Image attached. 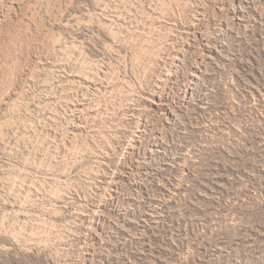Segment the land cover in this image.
Segmentation results:
<instances>
[{"label": "rangeland", "instance_id": "1", "mask_svg": "<svg viewBox=\"0 0 264 264\" xmlns=\"http://www.w3.org/2000/svg\"><path fill=\"white\" fill-rule=\"evenodd\" d=\"M0 131V264H264V0H0Z\"/></svg>", "mask_w": 264, "mask_h": 264}, {"label": "bare ground", "instance_id": "2", "mask_svg": "<svg viewBox=\"0 0 264 264\" xmlns=\"http://www.w3.org/2000/svg\"><path fill=\"white\" fill-rule=\"evenodd\" d=\"M121 4V3H120ZM105 8V7H104ZM111 9V8H110ZM113 9V8H112ZM115 9V8H114ZM109 10V9H108ZM116 10V9H115ZM127 10V9H126ZM131 10V9H130ZM123 11V10H122ZM115 12V11H114ZM130 12V11H129ZM134 13V12H133ZM120 14V13H119ZM127 14V13H126ZM140 14V13H139ZM110 15V14H109ZM115 16V15H114ZM120 16V15H119ZM117 18H118V16H117ZM142 18H144V17H142ZM122 19V18H121ZM126 19V18H125ZM141 19V18H140ZM151 19V18H150ZM117 20V19H116ZM149 20V19H148ZM160 20V19H159ZM130 21H132V20H130ZM151 21V20H150ZM158 21V20H157ZM141 22V21H140ZM149 22V21H148ZM162 22V21H161ZM125 23H127V21L125 22ZM138 23V22H137ZM142 23V22H141ZM154 23V22H153ZM117 24V23H116ZM119 24V23H118ZM117 24V25H118ZM139 24V23H138ZM166 25V24H165ZM119 26V25H118ZM143 26V25H142ZM117 27V26H116ZM125 27H127V26H125ZM124 27V28H125ZM129 27V26H128ZM148 27V26H147ZM151 28V27H150ZM126 30V29H125ZM129 31V30H128ZM138 31V30H137ZM146 31V30H145ZM130 32V31H129ZM132 32V31H131ZM130 32V33H131ZM142 33V32H141ZM62 53V52H61ZM67 55V54H66ZM65 55V56H66ZM65 59V58H64ZM72 60V59H71ZM47 61V60H46ZM69 61V60H68ZM60 62V61H59ZM41 64V63H40ZM62 64V63H61ZM56 65V64H55ZM81 65V64H80ZM69 66V65H68ZM44 68V67H43ZM84 68V67H83ZM90 68H92V67H90ZM66 70V69H65ZM46 71V70H45ZM51 71V70H50ZM58 71H60V70H58ZM44 72V71H43ZM52 72V71H51ZM57 72V71H56ZM66 72V71H65ZM86 72V71H85ZM54 73V72H53ZM61 73V72H60ZM98 73V72H97ZM63 74V73H62ZM58 75H60V74H58ZM70 75V74H69ZM84 75V74H83ZM83 75H81V76H83ZM86 75H89V74H86ZM86 75H84L85 77H81L80 75V82L85 86V87H87V88H89V87H91L92 88V86L95 88V89H97L96 88V85H95V83H94V81H92L91 79H90V77L88 78ZM49 76V75H48ZM62 76V75H61ZM79 76H77V77H79ZM90 76V75H89ZM100 76V75H99ZM58 77V76H57ZM64 77V76H63ZM66 77V76H65ZM68 77V76H67ZM72 77V76H71ZM52 78V77H51ZM59 78V80H60V77H58ZM49 79V78H48ZM54 79V78H53ZM67 80H68V78H66ZM65 79V80H66ZM70 79V78H69ZM76 79V78H75ZM75 79H74V81H75ZM57 80V79H56ZM78 80H76V81H78ZM38 81V80H37ZM58 81V80H57ZM62 81H63V79H62ZM73 81V80H72ZM71 81V82H72ZM73 81V82H74ZM75 81V82H76ZM58 82H60V81H58ZM66 82V81H65ZM64 81H63V83H65ZM50 83V82H49ZM67 84V83H66ZM77 84V83H76ZM82 84H80V86L82 85ZM62 85L63 84H61L60 86L62 87ZM77 85H79V84H77ZM82 85V86H83ZM74 86H75V84H74ZM79 86V87H80ZM64 87V86H63ZM82 88V87H81ZM87 88H85V89H87ZM114 88V87H113ZM84 89V90H85ZM49 90V89H48ZM102 89H100V91H101ZM108 90V89H107ZM47 91V90H46ZM72 91H73V89H72ZM99 91V90H98ZM55 92V91H54ZM103 93V92H102ZM108 93V92H107ZM111 93H112V91H111ZM49 94V93H48ZM91 94V93H90ZM96 94V93H95ZM43 95V94H42ZM47 95V94H46ZM57 95V94H56ZM41 96V95H40ZM85 96V95H84ZM91 96V95H90ZM93 97V96H92ZM55 98V97H54ZM104 98V97H103ZM63 99V98H62ZM101 99V98H100ZM56 100V99H55ZM70 101V100H69ZM91 101V100H90ZM63 102V101H62ZM97 102V101H96ZM99 102V101H98ZM52 103V102H51ZM69 103V102H68ZM71 103V102H70ZM58 104V103H57ZM84 104V103H83ZM101 104V103H100ZM75 105H77L76 103H75ZM74 105V106H75ZM21 106V105H20ZM91 107V106H90ZM103 107V106H102ZM75 108V107H74ZM79 108V107H78ZM81 108V107H80ZM77 109V108H76ZM85 109V108H84ZM77 110H79V109H77ZM81 110V109H80ZM94 110V109H93ZM100 110V109H99ZM107 110V109H106ZM82 111V110H81ZM84 111H86V110H84ZM73 112V111H72ZM74 112H75V110H74ZM103 112V111H102ZM79 113V112H78ZM87 113V112H86ZM67 114V113H66ZM72 114V113H71ZM99 114V113H98ZM106 114V113H105ZM81 115V114H80ZM76 116V115H75ZM101 116V115H100ZM104 116V115H103ZM68 117V116H67ZM91 117V116H90ZM96 118V117H95ZM83 122V121H82ZM5 126V125H4ZM25 127V126H24ZM78 130V129H77ZM1 132V131H0ZM1 134V133H0ZM74 135V134H73ZM77 135H79L78 133H77ZM67 136V135H66ZM81 136V135H80ZM88 136V135H87ZM1 137V136H0ZM72 137V136H71ZM79 137V136H78ZM68 138V137H67ZM80 138H82V136L80 137ZM77 139V138H76ZM69 140V139H68ZM83 140V139H82ZM3 143V142H2ZM71 143H72V141H71ZM71 145V144H70ZM67 150H69V149H67ZM73 150V149H72ZM99 154V153H98ZM101 154V153H100ZM31 168V167H30ZM41 168V167H40ZM50 171V170H49ZM23 172V171H22ZM24 173V172H23ZM52 173V172H51ZM16 186V185H15ZM34 189V188H33ZM14 191V190H13ZM19 191V190H18ZM39 192V191H38ZM49 198H51V197H49ZM49 200V199H48Z\"/></svg>", "mask_w": 264, "mask_h": 264}]
</instances>
